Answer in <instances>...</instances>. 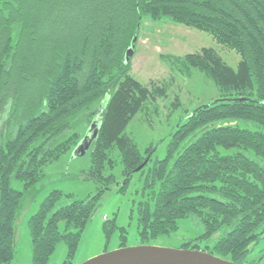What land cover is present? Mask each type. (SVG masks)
I'll return each instance as SVG.
<instances>
[{
  "label": "trees",
  "instance_id": "16d2710c",
  "mask_svg": "<svg viewBox=\"0 0 264 264\" xmlns=\"http://www.w3.org/2000/svg\"><path fill=\"white\" fill-rule=\"evenodd\" d=\"M143 16L207 32L240 55L237 67L214 48L170 57L179 69L202 71L219 97L191 110L171 132L166 156L154 161L155 146L143 153L126 132L152 95L165 94L136 79L131 58L126 62ZM83 114L89 124L100 115L88 171L100 189L60 206V190L43 200L28 220L32 264H47L60 241L67 246L63 264H71L98 201L116 181L115 152L124 175L118 190L125 192L136 172L146 173L144 189L152 190L137 207L141 243L191 217L206 246L182 248L248 264L252 244L264 237V0H0V264L15 258L24 192L82 141L72 125ZM117 228L105 221L106 244Z\"/></svg>",
  "mask_w": 264,
  "mask_h": 264
},
{
  "label": "rangeland",
  "instance_id": "374dc122",
  "mask_svg": "<svg viewBox=\"0 0 264 264\" xmlns=\"http://www.w3.org/2000/svg\"><path fill=\"white\" fill-rule=\"evenodd\" d=\"M135 42L131 56V74L141 83L148 85L152 91L154 86H159L165 94L152 95L146 101L144 109L137 112L129 122L126 132L134 138L143 153L150 145L155 146L152 155L154 161L166 156L171 132L191 110L219 97L215 82L202 71L197 68L179 69L170 57L184 58L187 54L201 53L203 48H214L226 63L237 67L240 55L235 50L218 44L211 34L167 17L154 20L143 16ZM99 116H95L94 120L99 119ZM90 126L83 114L74 119L72 130L78 132L83 140ZM65 137L66 134L61 139ZM92 144L84 154L75 155L73 150L47 164L43 179L24 192L15 218L16 255L12 264H32V241L28 220L52 191L60 190L64 193L58 206L72 199L85 200L98 193L100 186L88 175L92 165ZM114 158L113 173L116 181L110 184L111 189L105 190L98 201L81 235L71 264H81L104 252L121 248V244L125 247L157 244L191 249L182 246L197 242L200 247L206 246L205 238H200L202 228L198 221L191 217L179 219L177 229L169 235L159 236L155 241L148 242L149 244L141 243L137 229V207L139 203L151 198L152 190L144 189L146 173L136 172L126 191L120 192L118 188L124 182L123 165L116 152ZM12 184L14 188L24 191L23 182L14 180ZM157 189L158 187L155 190ZM67 195H70V198ZM106 220H115L118 227L108 244L104 232ZM63 223L61 227L64 226ZM122 235L125 237L122 238ZM256 243L252 244L248 260L264 264V237ZM67 257V246L64 241H60L47 264H63Z\"/></svg>",
  "mask_w": 264,
  "mask_h": 264
},
{
  "label": "water",
  "instance_id": "95a60500",
  "mask_svg": "<svg viewBox=\"0 0 264 264\" xmlns=\"http://www.w3.org/2000/svg\"><path fill=\"white\" fill-rule=\"evenodd\" d=\"M137 40V36L133 41ZM134 44L126 53V62L133 55ZM95 119L87 136L74 149L75 155L84 154L96 139L99 126ZM92 130V133L89 132ZM141 168V167H139ZM139 170V169H138ZM81 264H238L202 250L181 249L159 245L121 247L92 257Z\"/></svg>",
  "mask_w": 264,
  "mask_h": 264
},
{
  "label": "crops",
  "instance_id": "0c3cea01",
  "mask_svg": "<svg viewBox=\"0 0 264 264\" xmlns=\"http://www.w3.org/2000/svg\"><path fill=\"white\" fill-rule=\"evenodd\" d=\"M92 133V130L89 132V134H91Z\"/></svg>",
  "mask_w": 264,
  "mask_h": 264
},
{
  "label": "flooded vegetation",
  "instance_id": "af4514ba",
  "mask_svg": "<svg viewBox=\"0 0 264 264\" xmlns=\"http://www.w3.org/2000/svg\"><path fill=\"white\" fill-rule=\"evenodd\" d=\"M154 245H157V244H154ZM195 250V249H194ZM203 251V250H202Z\"/></svg>",
  "mask_w": 264,
  "mask_h": 264
}]
</instances>
